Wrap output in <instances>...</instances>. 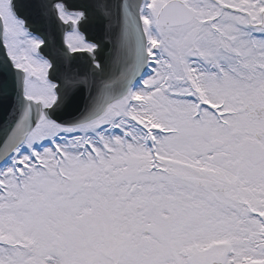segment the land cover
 I'll list each match as a JSON object with an SVG mask.
<instances>
[{
    "label": "snow or ice",
    "instance_id": "obj_1",
    "mask_svg": "<svg viewBox=\"0 0 264 264\" xmlns=\"http://www.w3.org/2000/svg\"><path fill=\"white\" fill-rule=\"evenodd\" d=\"M0 264H264V0H0Z\"/></svg>",
    "mask_w": 264,
    "mask_h": 264
},
{
    "label": "water",
    "instance_id": "obj_2",
    "mask_svg": "<svg viewBox=\"0 0 264 264\" xmlns=\"http://www.w3.org/2000/svg\"><path fill=\"white\" fill-rule=\"evenodd\" d=\"M86 30L89 33L90 38H93L101 43L104 42L105 39V33H104V23L99 18H93L92 21L86 26ZM46 32H52L55 36V39L57 41V44L61 41V34L60 31L51 25L45 26ZM76 70L80 71L81 73L87 72L88 68L87 65L81 62L79 65L74 66Z\"/></svg>",
    "mask_w": 264,
    "mask_h": 264
}]
</instances>
